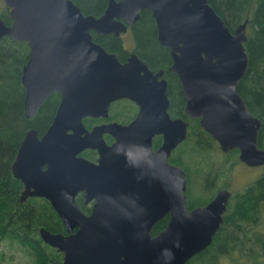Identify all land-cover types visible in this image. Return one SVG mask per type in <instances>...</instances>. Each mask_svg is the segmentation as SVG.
<instances>
[{
    "label": "water",
    "instance_id": "1",
    "mask_svg": "<svg viewBox=\"0 0 264 264\" xmlns=\"http://www.w3.org/2000/svg\"><path fill=\"white\" fill-rule=\"evenodd\" d=\"M4 3L12 23L0 18V40L10 35L30 44L22 71L25 116L52 92L61 93L50 126L42 135L30 128L12 163L24 183L21 200L49 199L65 223L68 233L40 229L42 239L64 254L53 264H186L212 243L232 191L221 188L189 209L186 171L169 159L187 138L189 121L168 111L164 70L155 72L136 52L121 61L91 31L120 35L150 10L159 41L171 50L187 114L200 119L223 151L237 148L243 162L261 166L262 121L238 91L249 64V19L231 30L209 0H108L99 16L85 14L73 0ZM121 97L140 105L134 120L86 127L84 117H107ZM105 132L116 137L110 145ZM156 134L163 142L154 149ZM86 147L98 148V162L79 155ZM82 190L87 201L95 199L90 213L76 201ZM166 214L167 226L152 234Z\"/></svg>",
    "mask_w": 264,
    "mask_h": 264
},
{
    "label": "trees",
    "instance_id": "2",
    "mask_svg": "<svg viewBox=\"0 0 264 264\" xmlns=\"http://www.w3.org/2000/svg\"><path fill=\"white\" fill-rule=\"evenodd\" d=\"M85 14L101 15L108 0H73ZM223 17L231 30L247 18V41L249 54L247 72L238 85L250 111L258 116L262 125L258 135L260 147H264V0H209ZM10 19V18H9ZM136 46L134 50L154 69L164 68L169 81L171 100L170 114L183 116L189 121L187 138L173 151L170 160L181 165L187 173V202L189 208L208 203L222 186L218 179H230L235 166L244 163L239 149L223 151L219 142L200 123L185 112L186 99L181 81L170 65V49L158 39L155 18L150 10L143 9L133 26ZM94 39L109 51L116 52L124 60L129 54L122 40L113 33L99 34L92 31ZM27 41H18L10 35L0 40V242L9 239L18 242L31 254L32 264H53L63 260V252L46 243L40 234L41 227L64 232L63 220L44 197L31 196L21 200L22 181L15 177L12 163L28 129L36 127L40 135L51 124L60 93L50 95L41 109L31 118L24 113L26 89L21 75L28 60ZM135 105L125 100L122 109L112 116L124 120L133 115ZM91 126L93 119H84ZM159 139L155 140V146ZM215 151L220 155L216 161ZM95 151L85 150L90 157ZM263 173L243 188L232 192L224 221L212 243L193 256L186 264H264V165ZM199 175V190L194 187V177ZM223 187H229L224 185ZM84 210L83 198L78 199ZM169 215L153 227V234L167 225Z\"/></svg>",
    "mask_w": 264,
    "mask_h": 264
},
{
    "label": "flooded vegetation",
    "instance_id": "3",
    "mask_svg": "<svg viewBox=\"0 0 264 264\" xmlns=\"http://www.w3.org/2000/svg\"><path fill=\"white\" fill-rule=\"evenodd\" d=\"M3 2H4V0H3ZM108 5V4H107ZM148 10V9H147ZM104 13V12H103ZM102 13V14H103ZM0 18H2L4 21H5V23L6 24H8V25H10L11 23H12V17H11V15H10V11H9V7L8 6H6V4L4 3V8L0 11ZM10 18V19H9ZM140 18V17H139ZM138 18V19H139ZM138 21V20H137ZM136 21V22H137ZM136 22L133 24V25H131V26H129L128 27V29L125 31V32H132V35H133V38H134V42H135V44H134V47L132 48V50H129L127 47H126V44H125V42H124V40H123V38H122V33H124V32H122L120 35H116V36H118L121 40H122V43H123V45H124V47L126 48V49H128V51H129V54L127 55V57L124 59V60H122L120 57V60L121 61H125V60H127V58H128V56L131 54V52H136L135 50H134V48H135V46H136V38H135V36H134V30H133V26L136 24ZM157 26V25H156ZM92 31H95V30H92ZM91 31V32H92ZM96 32V31H95ZM157 33H158V31H157ZM93 34V33H92ZM99 34H104V33H99ZM107 34H109V33H107ZM114 34V33H113ZM6 36V35H5ZM94 36V35H93ZM12 37V36H11ZM13 38V37H12ZM14 39V38H13ZM15 40H18V41H26V40H19V39H15ZM95 40V39H94ZM96 41V40H95ZM27 43H28V48H27V51H28V56L30 55V44H29V42L27 41ZM161 43V42H160ZM104 46V45H103ZM164 46H166V45H164ZM105 47V46H104ZM106 48V47H105ZM107 49V48H106ZM170 49V48H169ZM108 50V49H107ZM113 52V51H112ZM116 53V52H115ZM137 53V52H136ZM170 53H171V50H170ZM138 54V53H137ZM139 55V54H138ZM172 55V54H171ZM119 56V55H118ZM140 56V55H139ZM29 58V57H28ZM143 58V57H142ZM144 59V58H143ZM146 60V59H145ZM147 61V60H146ZM148 62V61H147ZM172 63H173V57H172ZM149 64V63H148ZM172 65V64H171ZM171 65H170V68H171ZM24 66V65H23ZM149 67H150V65H149ZM152 70H154L155 72H157V71H159V70H161V69H163L164 70V73H163V76H161L160 78H162V77H165L166 79H167V81H168V78L166 77V75H165V69L164 68H159V69H154V68H152V67H150ZM172 69V68H171ZM22 71H23V69H22ZM174 71V70H173ZM175 72V71H174ZM178 75V74H177ZM179 77V76H178ZM180 79V78H179ZM21 80H22V75H21ZM181 81V80H180ZM182 84V83H181ZM25 87V86H24ZM182 89H183V87H182ZM54 92H56V91H54ZM54 92H52V93H54ZM57 92H59V91H57ZM51 93V94H52ZM60 93V92H59ZM183 93H184V91H183ZM50 94V95H51ZM60 95H61V93H60ZM185 96V95H184ZM50 97V96H49ZM48 97V98H49ZM168 97H169V108H168V111L170 110V105H171V100H170V95H169V81H168ZM47 98V99H48ZM186 99V98H185ZM125 100H130V101H132L133 103H134V105H135V110H134V113H133V115H131L130 116V118L129 119H124V120H122V119H119V118H116V117H114V116H112V114L114 113V112H117V111H119V110H121L122 109V104L124 103V101ZM47 101V100H46ZM45 101V102H46ZM60 101H61V97H60ZM60 101H59V103H58V106H59V104H60ZM44 102V103H45ZM44 105V104H43ZM42 105V106H43ZM58 106H57V109H58ZM41 109V108H40ZM39 109V110H40ZM57 109H56V112H57ZM38 110V111H39ZM37 111V112H38ZM139 111H140V105L138 104V103H136L135 101H133V100H131V99H129V98H126V97H121V98H117V99H115V100H113L112 102H111V104H110V107H109V115L107 116V117H105V116H86V117H84L83 118V121H84V123H85V118H87V117H90V118H92L93 119V122H92V124H91V126H88V125H86V123H85V125H86V127L88 128V129H93V127L94 126H96V125H100V124H102V123H111V122H114V121H117V122H119V123H123V124H128L129 122H131L132 120H134L135 119V117L137 116V114L139 113ZM36 112V113H37ZM56 112H55V114H56ZM185 112H186V105H185ZM35 113V114H36ZM169 113H170V111H169ZM187 113V112H186ZM34 114V115H35ZM33 115V116H34ZM55 116V115H54ZM172 116V115H171ZM189 116V115H188ZM172 117H174V116H172ZM177 117H183V116H177ZM27 118H31V117H27ZM185 118V117H184ZM54 119V118H53ZM186 119V118H185ZM188 120V119H187ZM53 121V120H52ZM52 123V122H51ZM50 126V125H49ZM33 128V127H32ZM36 128V127H35ZM29 130V129H28ZM27 130V131H28ZM47 130V129H46ZM26 131V132H27ZM26 134V133H25ZM43 134V133H42ZM41 134V135H42ZM25 137V136H24ZM104 139H105V141L110 145V144H112L115 140H116V137L112 134V133H109V132H105L104 133ZM156 139H159V144L157 145V146H155V140ZM162 142H163V134H156L154 137H153V148L154 149H157L161 144H162ZM182 143V142H181ZM180 143V144H181ZM87 149H89V150H92V151H95V153L93 154V156L92 157H90V156H88V155H85V154H83V152L85 151V150H87ZM176 149V148H175ZM174 149V150H175ZM173 150V151H174ZM173 151H172V153H173ZM172 153H171V155H172ZM79 155H82V156H84V157H86V158H88V159H90V160H92V161H94V162H98V158L100 157V152H99V150H98V148H91V147H86L85 149H83L80 153H79ZM171 155H170V157H171ZM170 157H169V159H170ZM171 161V160H170ZM172 162V161H171ZM174 163V162H173ZM13 171V170H12ZM186 171V170H185ZM14 174V173H13ZM187 174V173H186ZM15 176V175H14ZM16 177V176H15ZM20 179V178H19ZM21 180V179H20ZM22 181V180H21ZM22 183H23V181H22ZM188 187V186H187ZM23 189H24V183H23ZM221 189V188H220ZM219 190V189H218ZM22 192H23V190H22ZM217 193V192H216ZM22 194V193H21ZM85 191H79L78 192V194L76 195V201H77V203L81 206V204L79 203V201H78V199L81 197V198H83V205L84 206H87V208H88V210L86 211V210H84L83 209V207L81 206V208H82V210L83 211H85L86 213H90L91 211H92V207H93V205H94V203H95V199H91L90 201H87L86 200V196H85ZM29 197H31V196H29ZM38 197H41V196H38ZM45 198V197H44ZM28 199V198H27ZM26 199V200H27ZM49 200V199H48ZM25 201V200H24ZM50 201V200H49ZM51 202V201H50ZM52 204V203H51ZM54 207V206H53ZM189 207V206H188ZM195 207V206H194ZM191 208H193V207H191ZM191 208H189V209H191ZM56 210V209H55ZM58 213V212H57ZM59 214V213H58ZM166 215H169V219H170V214H166ZM165 215V216H166ZM60 216V215H59ZM164 216V217H165ZM62 219V218H61ZM162 219V218H161ZM169 219H168V222H169ZM63 220V219H62ZM158 222V221H157ZM156 222V223H157ZM168 222H167V224H168ZM63 223H64V221H63ZM155 223V224H156ZM64 225H65V223H64ZM167 226V225H166ZM165 226V227H166ZM154 227V226H153ZM164 227V228H165ZM164 228H162V229H160V231L161 230H163ZM76 230V229H75ZM152 230H153V228H152ZM160 231H158V232H160ZM60 232H62V231H60ZM152 232V231H151ZM63 233H68V231H67V228H66V226H65V231L63 232ZM152 234H153V232H152ZM63 256H64V254H63ZM63 261V260H62ZM61 261V262H62ZM59 262V261H58Z\"/></svg>",
    "mask_w": 264,
    "mask_h": 264
},
{
    "label": "rangeland",
    "instance_id": "4",
    "mask_svg": "<svg viewBox=\"0 0 264 264\" xmlns=\"http://www.w3.org/2000/svg\"><path fill=\"white\" fill-rule=\"evenodd\" d=\"M4 8L3 0H0V11ZM122 38L129 50L134 47V38L132 32L122 33ZM214 160H218L220 155L215 151V155L212 154ZM263 173V166H249L244 163H240L235 166L234 170L230 173V179H218L217 185L222 186L229 185L228 189L232 192L243 188L248 182L255 179L257 176ZM195 175V174H194ZM202 179L201 176L195 175L194 187L199 190V182ZM264 228V207H263V224L260 226ZM33 260L28 250L21 246L18 242L5 239L0 242V264H32Z\"/></svg>",
    "mask_w": 264,
    "mask_h": 264
}]
</instances>
